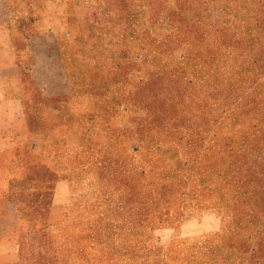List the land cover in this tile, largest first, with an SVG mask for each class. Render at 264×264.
Segmentation results:
<instances>
[{
	"label": "rangeland",
	"instance_id": "rangeland-1",
	"mask_svg": "<svg viewBox=\"0 0 264 264\" xmlns=\"http://www.w3.org/2000/svg\"><path fill=\"white\" fill-rule=\"evenodd\" d=\"M2 201L0 264H264V0H0Z\"/></svg>",
	"mask_w": 264,
	"mask_h": 264
},
{
	"label": "crops",
	"instance_id": "crops-1",
	"mask_svg": "<svg viewBox=\"0 0 264 264\" xmlns=\"http://www.w3.org/2000/svg\"><path fill=\"white\" fill-rule=\"evenodd\" d=\"M2 212H0V258L3 254H13V248L10 243L7 242L6 234L15 225V214L14 209L10 202H0ZM7 250V251H6Z\"/></svg>",
	"mask_w": 264,
	"mask_h": 264
},
{
	"label": "trees",
	"instance_id": "trees-1",
	"mask_svg": "<svg viewBox=\"0 0 264 264\" xmlns=\"http://www.w3.org/2000/svg\"><path fill=\"white\" fill-rule=\"evenodd\" d=\"M258 258V260H260V259H263V258H261V257H257ZM260 258V259H259Z\"/></svg>",
	"mask_w": 264,
	"mask_h": 264
}]
</instances>
